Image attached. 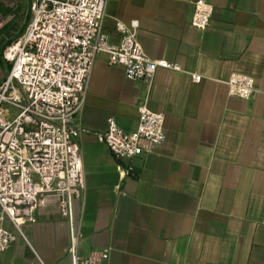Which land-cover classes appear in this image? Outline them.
Segmentation results:
<instances>
[{"label":"crops","instance_id":"obj_1","mask_svg":"<svg viewBox=\"0 0 264 264\" xmlns=\"http://www.w3.org/2000/svg\"><path fill=\"white\" fill-rule=\"evenodd\" d=\"M210 2L201 30L191 24L193 0H105L111 43L120 41L116 21L134 22L147 57L180 69L129 79L97 53L76 117L84 186L72 221L49 199L0 264H73L71 229L81 234L80 256L107 249L109 264H264V0ZM11 17L0 13V27ZM9 68L1 55L0 81ZM232 73L254 78L249 98L228 95ZM142 103L163 113L165 141L118 159L98 133L108 117L133 131ZM119 166L132 171L121 176Z\"/></svg>","mask_w":264,"mask_h":264},{"label":"built area","instance_id":"obj_2","mask_svg":"<svg viewBox=\"0 0 264 264\" xmlns=\"http://www.w3.org/2000/svg\"><path fill=\"white\" fill-rule=\"evenodd\" d=\"M2 1V0H0ZM191 24L205 29L213 5L193 0ZM29 18L22 34L7 44L2 56L9 65L0 81V253L35 220L36 210L54 198L62 218L72 221V202L84 186L76 117L83 104L87 82L97 53L108 63L121 65L129 79L150 80L157 67L179 70L174 62L151 60L137 34V24L115 22L120 34L111 43L102 29L105 0H27ZM2 22L0 21V25ZM193 82L201 75L190 73ZM227 93L242 99L254 91V78L232 73ZM5 106L16 110L5 116ZM133 131L108 117L98 138L118 159H133L165 141L164 115L137 106ZM121 176L132 167L119 166ZM8 220L16 232L4 225ZM81 234L71 229L68 251L73 264H109L108 250L80 256Z\"/></svg>","mask_w":264,"mask_h":264},{"label":"trees","instance_id":"obj_3","mask_svg":"<svg viewBox=\"0 0 264 264\" xmlns=\"http://www.w3.org/2000/svg\"><path fill=\"white\" fill-rule=\"evenodd\" d=\"M0 13L2 16L11 15L12 17L7 20L0 27V63H1V52L3 48L14 41L22 32L23 26L18 29L16 24L18 23V18L20 17V11L16 7H10L8 4L0 5ZM28 13L25 14V19L27 20ZM6 38V39H5Z\"/></svg>","mask_w":264,"mask_h":264},{"label":"rangeland","instance_id":"obj_4","mask_svg":"<svg viewBox=\"0 0 264 264\" xmlns=\"http://www.w3.org/2000/svg\"><path fill=\"white\" fill-rule=\"evenodd\" d=\"M5 4H8V6H10V7L12 6V7L18 8V10L20 11V17L18 18V23L16 24V27L18 29H20L23 26V30H24L25 25H26L28 18H29V10H28V5H27V0H5L4 2H0V5H5ZM26 13H28L27 20L25 19ZM23 30H22V32H23ZM22 32H21V34H22ZM1 55H2V53H1Z\"/></svg>","mask_w":264,"mask_h":264}]
</instances>
